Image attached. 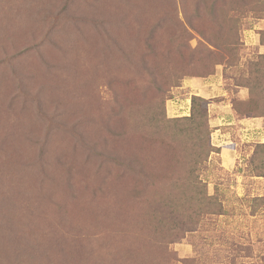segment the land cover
<instances>
[{
	"label": "rangeland",
	"instance_id": "1",
	"mask_svg": "<svg viewBox=\"0 0 264 264\" xmlns=\"http://www.w3.org/2000/svg\"><path fill=\"white\" fill-rule=\"evenodd\" d=\"M231 103L264 117V0H0V264H264Z\"/></svg>",
	"mask_w": 264,
	"mask_h": 264
},
{
	"label": "crops",
	"instance_id": "2",
	"mask_svg": "<svg viewBox=\"0 0 264 264\" xmlns=\"http://www.w3.org/2000/svg\"><path fill=\"white\" fill-rule=\"evenodd\" d=\"M185 84L191 87H196L200 90L201 87H199V85L201 86L203 84V79L202 77H193L192 79L186 81ZM247 95L248 92H246L245 90H241L239 98L246 99L248 97ZM216 111H218L219 114L215 117L217 123L214 122V125H217V133L221 136L224 135L222 139L223 141L231 142L230 144H226L223 147V155L225 161L224 164L228 168H233L236 164V157H234L233 153L237 151L236 148L233 147L235 142L236 144H238L240 143L238 141L246 140L244 137H246L247 135L251 137V141L264 142V118L262 116H252L247 114L239 115L232 106V103L229 108L226 107L225 110H215V112ZM225 119L227 120L226 122L223 121ZM223 123L228 126L224 128L226 129L225 133H223V127H221ZM247 130L250 131L247 133Z\"/></svg>",
	"mask_w": 264,
	"mask_h": 264
},
{
	"label": "trees",
	"instance_id": "3",
	"mask_svg": "<svg viewBox=\"0 0 264 264\" xmlns=\"http://www.w3.org/2000/svg\"><path fill=\"white\" fill-rule=\"evenodd\" d=\"M234 109L237 111V113L239 114V115H249L248 113H247V111H245V110H241V109H238L237 107H235L234 106ZM252 116H260V115H252ZM263 117V116H262ZM264 118V117H263ZM261 146H264V143L262 144H258L257 145V151H256V153H255V155L258 153V147H261ZM253 159H254V157H253ZM252 166V168H254V169H258L260 166H258V165H251ZM263 166H264V163H263ZM262 167V166H261ZM258 175H263L264 176V171L263 172H261V174H258ZM60 242H58V243H51V246L48 248V253H46L45 255H47V257L49 258V260H50V255L52 254V253H57V254H59L60 256H63V257H65L67 260H68V264H75V259H74V254L72 255V257H71V253H73L72 252V250L69 248V243H68V240L67 239H65V238H62V240H59ZM62 241V242H61ZM59 255H57V256H55V257H58ZM55 257H53V259L55 258ZM49 264H53L51 261H50V263Z\"/></svg>",
	"mask_w": 264,
	"mask_h": 264
}]
</instances>
